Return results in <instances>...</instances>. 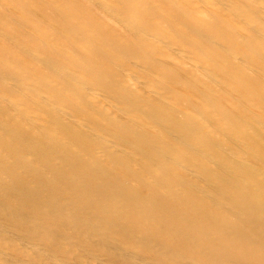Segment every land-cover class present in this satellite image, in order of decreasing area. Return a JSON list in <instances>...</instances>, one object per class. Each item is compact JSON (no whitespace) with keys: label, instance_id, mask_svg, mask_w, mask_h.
I'll return each instance as SVG.
<instances>
[{"label":"bare ground","instance_id":"obj_1","mask_svg":"<svg viewBox=\"0 0 264 264\" xmlns=\"http://www.w3.org/2000/svg\"><path fill=\"white\" fill-rule=\"evenodd\" d=\"M0 264H264V0H0Z\"/></svg>","mask_w":264,"mask_h":264}]
</instances>
